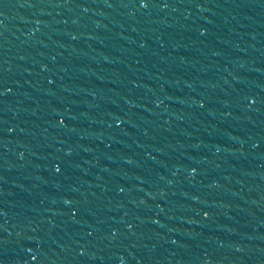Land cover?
Returning <instances> with one entry per match:
<instances>
[{"label":"water","instance_id":"95a60500","mask_svg":"<svg viewBox=\"0 0 264 264\" xmlns=\"http://www.w3.org/2000/svg\"><path fill=\"white\" fill-rule=\"evenodd\" d=\"M0 264H264V0H0Z\"/></svg>","mask_w":264,"mask_h":264}]
</instances>
